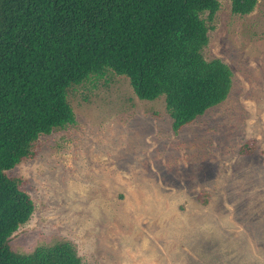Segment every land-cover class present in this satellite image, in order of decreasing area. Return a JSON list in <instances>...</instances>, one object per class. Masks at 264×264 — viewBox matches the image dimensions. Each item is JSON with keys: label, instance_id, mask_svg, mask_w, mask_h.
Here are the masks:
<instances>
[{"label": "rangeland", "instance_id": "rangeland-1", "mask_svg": "<svg viewBox=\"0 0 264 264\" xmlns=\"http://www.w3.org/2000/svg\"><path fill=\"white\" fill-rule=\"evenodd\" d=\"M218 2L201 52L230 68L226 98L174 130L164 96L139 99L125 75L70 87L74 122L6 171L34 204L13 251L67 240L80 264H264V0L245 15Z\"/></svg>", "mask_w": 264, "mask_h": 264}, {"label": "trees", "instance_id": "trees-1", "mask_svg": "<svg viewBox=\"0 0 264 264\" xmlns=\"http://www.w3.org/2000/svg\"><path fill=\"white\" fill-rule=\"evenodd\" d=\"M258 0H231L235 14ZM218 0H0V264H80L67 240L10 248L34 204L6 171L42 134L74 122L67 90L107 70L125 75L139 99L164 96L178 130L223 101L231 70L206 60ZM247 145L241 153H248Z\"/></svg>", "mask_w": 264, "mask_h": 264}]
</instances>
